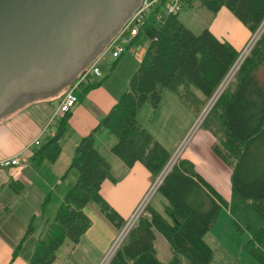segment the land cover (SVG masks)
<instances>
[{"label":"trees","instance_id":"1","mask_svg":"<svg viewBox=\"0 0 264 264\" xmlns=\"http://www.w3.org/2000/svg\"><path fill=\"white\" fill-rule=\"evenodd\" d=\"M196 2L213 14L227 8L252 34L264 21V0H183V10ZM160 14L161 6L150 14L134 39H146L149 47L130 79L129 88L75 149L66 177L75 170L77 180L63 197L55 217L44 221V231L28 264H53L66 241L77 247L92 226L85 211L89 205L96 206L118 230L125 227V220L101 195L106 180H119L113 175L111 163L96 147L104 132L109 131L116 138L111 153L127 169L143 164L154 182L172 155L141 124L139 111L146 104L156 111L162 104L163 91L168 90L199 116L237 62L241 52L218 40L208 28L195 35L179 19V14H165L158 27ZM262 67L264 32L203 126L215 139L213 153L232 170L230 200L203 178L192 160L181 158L157 191L166 200L164 211L148 205V215L139 218L108 264H163L156 253L157 233L165 237L174 253L168 264H183V260L188 264H213L214 249L206 236L223 207L233 215L237 231L250 234L246 251L264 264V78L258 76ZM100 85L86 84L80 98ZM69 118L70 113L65 114L54 137H46L36 149L34 162L54 164L59 160ZM51 199V194L45 197L41 205L43 215ZM3 211L0 201V216ZM34 232L32 221L14 250L13 261Z\"/></svg>","mask_w":264,"mask_h":264},{"label":"crops","instance_id":"2","mask_svg":"<svg viewBox=\"0 0 264 264\" xmlns=\"http://www.w3.org/2000/svg\"><path fill=\"white\" fill-rule=\"evenodd\" d=\"M163 10L161 7V12ZM209 30L218 39L230 43L238 52L245 48L252 35L250 30L227 8H222L217 14H213ZM145 41L147 40L143 38L138 41L133 40L131 48L116 61L112 59L111 54L101 61L107 63L105 69L104 71L100 69L101 76L92 81L101 85L81 98L79 95L80 100L70 113L67 131L61 140V157L56 163L38 164L33 161V155L46 137H54L56 134L59 122L64 116H54L64 95L50 103L54 107L49 104L34 105L24 115L0 125V161L17 155L26 160L21 167L0 168V201L4 210L0 216V264L29 263L39 236L44 231V221L55 217L60 202L77 180L78 173L75 170L66 177L75 149L81 139L90 135L99 125L100 120L109 114L121 95L129 88L130 79L140 67L149 47V43ZM191 127L187 128V133ZM105 134L106 132L97 140L98 149L111 163L113 175L119 180L117 183L106 180L101 192L119 215L124 220H128L152 184L151 173L141 163L127 169L124 163L111 153V148L116 143L114 136L109 137L106 145H100L101 137ZM36 140L40 141V145L35 144ZM213 145L214 143L211 149ZM192 161L203 178L223 195V191L219 189V185L217 186L218 182L215 183L211 175L201 171L199 164ZM115 163L119 167L118 175L114 173ZM56 193L58 196L55 202L51 201V204L54 203L53 206L48 207L43 215L41 205L45 197L49 194L54 196ZM85 211L92 220L91 228L82 236L77 247H73L70 241H66L57 252V258L53 264H101L107 257L121 230L107 221L96 206L89 205ZM158 211L163 212L164 207ZM32 221L35 232L26 240L18 257L13 261L14 250ZM157 239L156 236V241ZM168 245H165L166 261H162L155 244L157 258L163 264H168L174 256L169 243ZM182 263L188 264L186 260Z\"/></svg>","mask_w":264,"mask_h":264},{"label":"water","instance_id":"3","mask_svg":"<svg viewBox=\"0 0 264 264\" xmlns=\"http://www.w3.org/2000/svg\"><path fill=\"white\" fill-rule=\"evenodd\" d=\"M144 0H0V125L68 93Z\"/></svg>","mask_w":264,"mask_h":264},{"label":"rangeland","instance_id":"4","mask_svg":"<svg viewBox=\"0 0 264 264\" xmlns=\"http://www.w3.org/2000/svg\"><path fill=\"white\" fill-rule=\"evenodd\" d=\"M164 16L165 13L163 10L160 14V19L157 22L158 27L162 25ZM212 18L213 13L202 7L200 2H196L192 8H185L179 14V19L195 35H200L205 29H209V24ZM253 35L254 34H252L251 37ZM218 40L224 42L221 39ZM145 42L147 44L149 43L148 41ZM106 64L107 63L101 62L99 64L100 69L104 71ZM258 76L261 79L264 78V67L260 69ZM232 78L228 77L226 81H223L221 86L214 94L213 98L209 101L208 105L199 116L194 114L189 108L186 107L184 103L179 100L175 94L168 90L163 91L162 104L156 111L149 104H146L139 111V121L141 124L172 155L171 160L165 167L162 174L154 182L153 179H151L152 184L145 197L155 184H157L156 187H158L155 189V191H153L154 193L152 192L150 197H148L145 207L142 206V208L145 209V214L147 213L148 205L156 207L158 210L163 209L164 205L166 204V200L161 194L157 193L158 188L173 166L183 157L191 158L192 160L196 161L199 164L201 171H205L211 175V178L215 183L218 182L217 186L219 185V189L223 191V196L225 199L230 200V177L232 170L225 163H222V161H218L219 159L211 149V145L215 142V139L208 128L203 126L215 103L229 85ZM189 126L192 127L187 133L186 130ZM109 137L112 138V135L109 131H106V134L101 137L102 139L100 141V145H106L108 143ZM97 143L96 147L99 146V143ZM203 164L205 165L203 166ZM118 168L119 167L115 163L114 173L117 175L119 174ZM57 196V193L52 196L53 198L51 201L53 200V202H55ZM53 204L54 203H50L49 207L53 206ZM129 219L125 220L126 225L128 224ZM156 236L158 239L155 244L160 253V259L162 261H166L165 255H167V251L165 252V245H169L165 237H163L160 233H157ZM250 238L251 237L248 232L243 231L240 233L237 231L233 215L230 213L228 208L223 207L215 226L206 237V241L214 249L213 264H259L249 255L245 249V244L249 242ZM120 247L115 251V253L120 249ZM109 261H103L101 264H108Z\"/></svg>","mask_w":264,"mask_h":264},{"label":"built area","instance_id":"5","mask_svg":"<svg viewBox=\"0 0 264 264\" xmlns=\"http://www.w3.org/2000/svg\"><path fill=\"white\" fill-rule=\"evenodd\" d=\"M159 6L163 7L164 13L166 15H176L180 14L183 11V0H144L142 5L138 8L135 14L131 17L128 23L124 26L122 31L110 42V44L104 48V50L93 60V62L85 68V71L80 74L78 79L74 82L73 87L64 94L60 100L59 108L57 115L64 116L65 114L71 113L73 108L77 105L80 98L79 95L86 84L94 81L95 78L101 76V70L99 64L108 54H111L113 60H117L122 54L127 52L131 48L132 41L139 34L140 27L146 22L150 14L155 11ZM160 19V15L157 17V20ZM264 32V21L258 31L249 39L245 48L242 50L237 62L232 68L231 72L227 76L232 78L237 70L240 68L242 63L245 61L247 56L250 54L254 46L256 45L258 39ZM232 76V77H231ZM226 78V79H227ZM225 79V81H226ZM232 80V79H231ZM230 80V81H231ZM228 81V80H227ZM225 84V82H224ZM54 118L52 119V122ZM36 145H40V141H35ZM26 160L21 156H15L13 158H6L0 161V168H10V167H21L25 164ZM157 184H155L152 189L149 191L148 195L142 200L139 207L132 214L129 219L128 224L122 229L119 237L116 239L112 245L107 257L104 259V262H108L112 257L113 253L122 245L129 231L135 226L137 221L141 216L148 215L145 214V203L148 200V197L152 194ZM154 193V192H153Z\"/></svg>","mask_w":264,"mask_h":264}]
</instances>
